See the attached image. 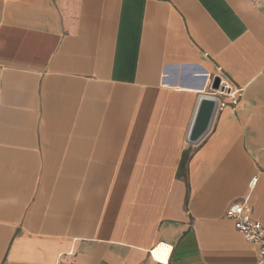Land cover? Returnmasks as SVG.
<instances>
[{
  "label": "crops",
  "instance_id": "crops-1",
  "mask_svg": "<svg viewBox=\"0 0 264 264\" xmlns=\"http://www.w3.org/2000/svg\"><path fill=\"white\" fill-rule=\"evenodd\" d=\"M245 197L264 225V0H0V264H256Z\"/></svg>",
  "mask_w": 264,
  "mask_h": 264
},
{
  "label": "built area",
  "instance_id": "built-area-1",
  "mask_svg": "<svg viewBox=\"0 0 264 264\" xmlns=\"http://www.w3.org/2000/svg\"><path fill=\"white\" fill-rule=\"evenodd\" d=\"M219 72L222 69L219 68ZM218 73L216 77L220 79L219 88L212 89V94L218 97V110H222L229 102L225 97L232 99L231 103L237 105L242 93L241 88L233 89L229 79ZM213 84V83H212ZM258 177H253L250 181V187L254 188ZM226 216L233 220L235 228L244 236V238L254 245L256 250V264H264V225L261 221L252 216V206L248 198H242L232 202L226 209ZM172 246L160 242L151 250L152 258L158 263L167 264L172 254Z\"/></svg>",
  "mask_w": 264,
  "mask_h": 264
},
{
  "label": "water",
  "instance_id": "water-1",
  "mask_svg": "<svg viewBox=\"0 0 264 264\" xmlns=\"http://www.w3.org/2000/svg\"><path fill=\"white\" fill-rule=\"evenodd\" d=\"M220 79H214L212 89L219 88ZM219 100L213 94L202 95L188 130L186 141L190 145L199 144L211 131L218 112Z\"/></svg>",
  "mask_w": 264,
  "mask_h": 264
}]
</instances>
